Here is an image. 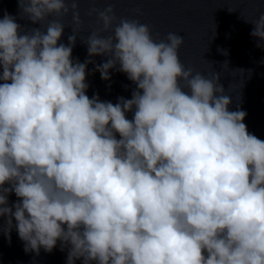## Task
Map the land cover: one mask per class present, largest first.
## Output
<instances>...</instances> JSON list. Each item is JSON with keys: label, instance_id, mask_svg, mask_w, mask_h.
Returning <instances> with one entry per match:
<instances>
[{"label": "clouds", "instance_id": "9594fccd", "mask_svg": "<svg viewBox=\"0 0 264 264\" xmlns=\"http://www.w3.org/2000/svg\"><path fill=\"white\" fill-rule=\"evenodd\" d=\"M80 2L0 15V234L15 228L36 255L59 242L67 264H264V141L229 110L220 73L185 67L183 36L111 5L88 10L82 37ZM241 19L264 47V12ZM89 64L126 74L131 98H90Z\"/></svg>", "mask_w": 264, "mask_h": 264}, {"label": "water", "instance_id": "95a60500", "mask_svg": "<svg viewBox=\"0 0 264 264\" xmlns=\"http://www.w3.org/2000/svg\"><path fill=\"white\" fill-rule=\"evenodd\" d=\"M109 5L115 8L118 18L138 19L150 25L154 36L160 33L163 38L168 32L183 36L184 44L179 51L181 62L206 76L211 72L220 73L219 82L232 100L229 110L245 111L248 131L264 141V47L256 46L258 38L250 34L253 25L241 19L258 18L264 12V0H81L80 13L85 22L82 37L90 35L97 26L96 17H89L88 10ZM5 12L18 16L17 0H0V15ZM17 22L26 27H39L26 20ZM63 22L71 24V16ZM71 33L70 27L65 28L60 43L67 44ZM73 58L80 62L89 58L87 46L79 38ZM92 59L101 64L107 57ZM110 76V80H103L100 72L95 71V64H89L86 94L90 98L98 94L101 101L114 104L120 96L130 99L135 85L126 74L112 69ZM131 116L129 113L128 118ZM17 199L14 193L10 194V205ZM13 223H16L14 218ZM24 247L15 228L11 231L10 243L6 235L0 234V264H67V250L60 251L59 242L51 253L41 248L39 255L25 252ZM76 264L82 261L77 260Z\"/></svg>", "mask_w": 264, "mask_h": 264}]
</instances>
